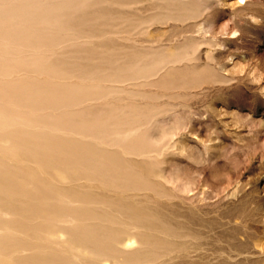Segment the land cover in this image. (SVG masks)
I'll return each instance as SVG.
<instances>
[{
	"label": "rangeland",
	"instance_id": "374dc122",
	"mask_svg": "<svg viewBox=\"0 0 264 264\" xmlns=\"http://www.w3.org/2000/svg\"><path fill=\"white\" fill-rule=\"evenodd\" d=\"M127 2L125 7L111 6L107 10L114 16L126 15L125 18L111 20V27L102 26L99 31H125L123 35L126 34L125 38L128 36V40H122L124 49L118 52L116 58L121 67L116 73L125 75L124 78L131 73L126 68L131 50H139L142 45L154 46L155 55L150 56H153V61L150 57L145 60L147 64L152 63L156 76L150 75L153 72L140 71L137 87L131 85L135 81L120 85V88L119 84L115 86L100 81L108 72L109 63L106 60L95 62L103 71L87 78L81 72L72 73L71 70L53 67V63L65 62L66 58L61 55L56 57L50 52L47 54L45 48L36 45L42 39H32L29 47L24 48L18 41L3 39L0 35V83L18 81L31 85L39 92L65 95L64 98H67L59 109L54 105L36 109L37 112L42 110L40 113L45 115L59 114L62 123L60 131H53L55 135L46 138L22 139L20 146L39 166L48 170L55 167L66 171L67 175L75 171L80 176L99 178V182L90 183L94 193L136 196L137 200L160 211L167 219H178V223L185 225L186 231L190 229L189 233H194L192 235L198 243V247L190 249L192 256L188 252V256L179 259L178 264L183 261V264H264V0L243 3L241 0ZM104 6L98 3L94 8L102 11ZM155 13H161L160 17L166 23L150 30L146 38H151L153 43H143L147 40L145 36L140 35L138 30L130 31V26L137 23L138 18H147L151 14L155 16ZM170 13L201 17L177 23L163 18ZM199 23L206 24V33L198 51L190 48L189 52L183 50L181 53V46L193 35L194 25ZM71 33L63 38L64 41L78 36L75 31ZM104 48H100L102 52ZM159 58L164 59L160 64L155 61ZM146 62L142 63L136 54L129 64L142 66ZM163 63L169 64L166 67ZM52 72L57 73L54 75L60 79L50 78ZM62 82H76L89 87L76 93V98H79L75 99L59 84ZM95 83L99 88L92 87ZM74 99L82 101L77 104ZM88 106L103 110L105 114L96 118L95 115L76 119L70 117ZM31 110V107L19 109L22 114ZM111 131L126 133L118 136L110 134ZM57 135H62V138L57 139ZM120 136L125 141L132 140L131 143L126 142L131 149L147 147V155L157 157L156 161H160L158 170L167 176L169 182H158L150 176L151 180H148L150 178L135 164L144 159L126 156ZM71 138L80 139L84 144L72 143ZM0 170V177L7 184L13 183L3 190V196L22 200L28 209L25 214H17L7 221L25 226V218L31 212L49 209L57 215L52 224L66 231L73 230L72 236L75 239L84 238L91 245V251L100 249L107 257L114 254L108 238L101 235L100 229L80 228L82 221L100 223L105 220L100 216L101 212L88 204L90 199L82 202L77 197L66 200L52 193L42 194L36 181L28 179V186L20 179H13L7 169ZM98 202L101 203L100 200ZM98 202H95L96 205L100 204ZM104 206L112 208L109 203ZM38 213L41 214L40 211ZM20 238V235H11L10 231L0 228L3 251L11 250Z\"/></svg>",
	"mask_w": 264,
	"mask_h": 264
},
{
	"label": "bare ground",
	"instance_id": "6f19581e",
	"mask_svg": "<svg viewBox=\"0 0 264 264\" xmlns=\"http://www.w3.org/2000/svg\"><path fill=\"white\" fill-rule=\"evenodd\" d=\"M0 1V35L3 37V39L5 38L6 40L10 41H18L24 48H26V46L29 47L32 39H42V41L37 42L36 45H39L41 49L45 48V52H47V54H49L48 52H50V54H53L54 56L61 55L66 58H63L65 62L56 64L53 63V67L57 66L60 69H67L69 70V72L71 70L72 73L81 72L84 73L83 75H85V77L89 78L91 76L94 77L95 75L100 74V72L103 71V69H101V66L95 62L99 60H106V63H109V68L107 69L108 72L105 73L103 77H101V80H99L110 82L115 86L119 84L118 87L123 84L128 85L132 81L135 82L131 83V85H134V87L139 86L136 83V80L140 78V76L138 77L137 75L140 71L149 73L153 72V74H150L153 76L155 74L153 71L154 67L152 66V63L149 62L147 64L145 60L147 57L155 55L154 46L145 47L141 44L142 47H140L139 50L133 48L131 50L132 53L128 55L126 59V68L131 73L126 74L127 76L125 78V75H117L116 72L121 69V67H119L120 63L116 58L118 52L124 49L121 42L122 40H128L129 38L128 36H126L125 38L126 34L123 35L125 31H122L120 33L114 31L106 32V30L102 32L99 31L100 27L102 26H110L113 22H111V20H116L118 19V17L121 19L124 16L123 15L121 17L117 14H115L117 16H114L113 14L111 15V12L108 13L107 10L111 6H119L120 8L125 7L128 5L127 0ZM169 1L171 2V0H168V2ZM243 1L246 2L247 0ZM98 3H100L102 6L105 5L104 8H102V11L96 10V7L94 8V6L98 5ZM237 4H239V2H237ZM123 11H125V8ZM123 11L121 14H123ZM160 14H156L155 16H152L151 14V16L147 18H138L137 23H132L133 26H130L132 27L130 31L138 30L137 32L140 35L145 36V39H147L146 37L149 35L151 29H155L156 25L158 24L166 23L163 22ZM165 14L166 13H164V15ZM185 14L186 13L181 15L172 13L171 15L170 13V16H163V18H165V20L168 19L171 21H180L182 23H185L186 21L188 22L190 20H196L201 17L199 15L189 16ZM194 26L195 30L193 31L191 29L193 31V35L188 38L187 41L185 40V44L180 48V51L182 50L181 53H183V50H188L189 52L190 48H195L198 51L199 46L202 44V40L204 39V35L206 33V24L199 23L195 24ZM112 28H114L113 25ZM71 31H75L78 36L74 35L69 40L64 41L63 38L67 37V35H71ZM129 32L126 31L127 34ZM94 38L101 40L95 41ZM79 40L84 41L79 42ZM143 43L149 44L153 43V41L151 38H148L146 41L144 40ZM100 48H104L103 52ZM178 53V55H181L180 52ZM136 54L140 56L142 63L146 62V64H142V66L139 64H129V62H131ZM152 57H150V60L153 61ZM159 59L155 61L159 62L160 64L164 59ZM163 62L166 63L168 61ZM124 64L126 65V62H124ZM168 64L169 63L164 64V66ZM54 74L57 73H50L49 75L52 76L50 78L60 79ZM149 76L147 78H149ZM59 84L64 86V88L75 99L79 98H76V93L83 90L82 88L89 87L82 84L80 85L79 83L77 84L76 82H62ZM147 84L145 86H147ZM96 85H92V87L99 88V85ZM102 89L104 90V88ZM112 90H114V88ZM81 95H83V93H81ZM64 96L65 95L58 96L48 94L46 92H39L38 90H35L31 85L29 86L18 81H3L0 83V168L7 169L13 179H20L21 183L28 186V179L36 181L41 187L42 194L52 193L55 194V196H57L59 199L61 198L66 200H69V198L75 199L77 197L82 199V202L85 201V199H90L88 204H90L92 208L97 209L98 212H101L102 215L100 216H102L105 220L101 222L99 221L100 223H87L82 221L80 224V228L86 229L89 227H94L100 229L101 235L104 236V238H108V241L110 243L109 247L114 254L111 255V257H107L100 252V249H98L99 251H91V245H89V243L84 238L79 237L78 239H75L72 236L71 231L73 230L66 231L64 228H59L58 226L52 224V221L56 218L57 215L55 212H51L49 209H37L41 212V214L38 213V211L31 212V214L27 215L25 218L27 221V225L25 226L17 225L13 222L11 223L7 221L17 214H25L26 212H28V209L25 207L22 200L18 198H7L3 196V190L5 188H8L9 186L11 187L13 183L9 182L7 184V182L4 181L2 177H0V228H5L6 230L10 231L11 235L21 236V240L19 241V243L16 245H12L11 250L7 251H3V249L1 248L2 245L0 240V264H178L177 262H179V259H182L183 257L186 258L188 256V252L192 251L190 249L198 247V243L195 242L196 238L194 237V235H192L194 233H189L190 229L189 231H186L183 227L185 225H181L182 223H178V219L176 220L177 222L174 221L175 218L173 220L170 218L171 220H169L161 213H159L160 211L158 212L157 210L152 209V207L150 208V206H147L143 201L137 200L136 196H125L123 193H120L121 191L119 192L120 194H117L116 196H112V193L108 194L106 192L94 193V191L91 190L90 183L99 182V178H93L89 175L80 176L75 171L74 173H72V175H67L66 171L56 169L55 167L54 169H52V167V170H48L47 168H44L45 166H42L44 168L43 169L41 166H39L40 164L36 162L30 154L27 153L26 150L22 149L19 142L22 139L27 140L29 139V137L39 138L41 136L43 138H46L54 136L55 134L53 133V131H60L62 123L60 122V117L58 116L59 114L57 115L55 113L56 115H54L53 113L45 115L44 113H40V111L42 110H40L39 112L37 111L42 108L52 107L53 105L55 106V108L59 109V107H62L61 104L63 100L67 99L64 98ZM75 99L74 101H76ZM82 100L78 99V102L76 101L77 104ZM73 103L74 102L72 101V104ZM25 107H31L32 110L29 113H20L21 111H19V109H24ZM36 109L38 110L36 111ZM104 114L105 112L103 110H99L98 108L93 106H88L85 110L72 113L70 117H75L76 119L81 117L85 118L86 115H95L96 118L97 115L102 116ZM16 118L18 120H16ZM101 119L102 118H100L99 120ZM99 131L100 130L98 129V132ZM112 133L115 135L118 134V136H124L126 131H120V134L118 132L115 133L114 131H111L110 134ZM61 138L62 135H57V139L60 140ZM121 139V147L126 156L132 155L136 157H142L144 159L141 162H135V164L140 167V169L142 170L141 172L145 176H150L152 179L157 181L159 180L158 182H160V180L169 182L166 178L167 176L165 177L164 174H162L161 170H158L160 169L158 168V164L160 165V161H156L157 157H154L156 158L154 159L153 157H149L147 155V151L149 150L147 147L131 149L126 146V142H128L129 140L125 141L126 139H123L122 137ZM70 140L72 141V143H75L77 145H79L80 143L84 144V141H81L77 138H71ZM130 141L132 142V140ZM152 158L154 160H152ZM151 178L148 180H151ZM154 180L152 182L155 183ZM100 184L103 183L100 182ZM140 190L136 191L139 192ZM99 200L101 201V203L98 202ZM95 202L104 205L105 203H109L112 205V208H106L104 205L100 204L96 205L97 203ZM73 208L74 207H72V209ZM29 244H32L33 246ZM192 252L190 253V255L192 254Z\"/></svg>",
	"mask_w": 264,
	"mask_h": 264
},
{
	"label": "snow or ice",
	"instance_id": "6c2138e0",
	"mask_svg": "<svg viewBox=\"0 0 264 264\" xmlns=\"http://www.w3.org/2000/svg\"><path fill=\"white\" fill-rule=\"evenodd\" d=\"M241 3H243V0H241Z\"/></svg>",
	"mask_w": 264,
	"mask_h": 264
}]
</instances>
